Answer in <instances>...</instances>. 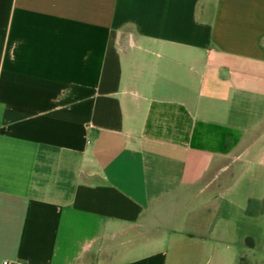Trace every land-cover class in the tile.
<instances>
[{"label":"crops","instance_id":"1","mask_svg":"<svg viewBox=\"0 0 264 264\" xmlns=\"http://www.w3.org/2000/svg\"><path fill=\"white\" fill-rule=\"evenodd\" d=\"M248 239L264 257V0H0V264Z\"/></svg>","mask_w":264,"mask_h":264},{"label":"rangeland","instance_id":"2","mask_svg":"<svg viewBox=\"0 0 264 264\" xmlns=\"http://www.w3.org/2000/svg\"><path fill=\"white\" fill-rule=\"evenodd\" d=\"M252 242L255 243L254 241ZM255 249V246H250L247 241L244 249L233 248L234 253L231 264H264V257L260 253H256ZM211 262L209 263L207 260H201L199 264H211ZM195 264L198 263L195 262Z\"/></svg>","mask_w":264,"mask_h":264},{"label":"trees","instance_id":"3","mask_svg":"<svg viewBox=\"0 0 264 264\" xmlns=\"http://www.w3.org/2000/svg\"><path fill=\"white\" fill-rule=\"evenodd\" d=\"M247 242L250 243V245L252 244V246H253V242L251 239H248Z\"/></svg>","mask_w":264,"mask_h":264},{"label":"built area","instance_id":"4","mask_svg":"<svg viewBox=\"0 0 264 264\" xmlns=\"http://www.w3.org/2000/svg\"><path fill=\"white\" fill-rule=\"evenodd\" d=\"M3 264H11L10 262H8V261H5V262H3Z\"/></svg>","mask_w":264,"mask_h":264}]
</instances>
